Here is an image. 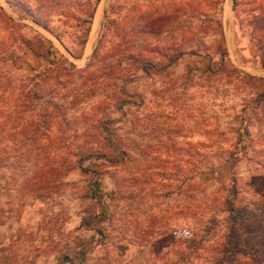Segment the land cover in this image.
<instances>
[{"label":"rangeland","instance_id":"1","mask_svg":"<svg viewBox=\"0 0 264 264\" xmlns=\"http://www.w3.org/2000/svg\"><path fill=\"white\" fill-rule=\"evenodd\" d=\"M226 2L0 0V196L33 175L21 200L45 205L42 234L26 238L15 260L224 259L234 179L243 208L264 194V81L247 75L264 67L255 24L264 0ZM79 150L93 154L83 161L96 160L99 175L76 165ZM28 222L15 227L28 235ZM189 231L196 255L187 252ZM250 235L264 243V234Z\"/></svg>","mask_w":264,"mask_h":264},{"label":"trees","instance_id":"2","mask_svg":"<svg viewBox=\"0 0 264 264\" xmlns=\"http://www.w3.org/2000/svg\"><path fill=\"white\" fill-rule=\"evenodd\" d=\"M236 7H237V4L235 2L234 3L235 10H236ZM256 16H257L256 22H255L256 30H258V32H261V33H258V35L263 40L264 39V13H260L259 15H256ZM263 45H264V42H263ZM263 52H264V49H263ZM263 65H264V61H263ZM144 67H147V66H144ZM247 75L251 79L264 81V77H256L251 74H247ZM40 133H35L37 135L36 136L34 135L33 140L35 139L36 141H38L41 138L39 137ZM56 149L58 150V152L60 151V153L64 152L60 145H58ZM80 151L81 150L76 151V154H75L76 165L82 170H84L85 172L93 170L95 176L99 175L100 171L98 170V165H97L98 163L96 160L94 161V164H93L95 167H92L91 164L85 165V162L83 161L84 159H86V157L92 156L93 154L90 155V153H88L87 155L82 156L83 152L81 151V153H79ZM96 155H97L96 156L97 158L103 159L104 161H107L110 159V156H108L106 153H102V154L99 153ZM129 158L131 159V157ZM34 174L38 176L36 172H34ZM263 186H264V183H263ZM232 191L233 193L230 192L231 196H227L225 198L226 199L225 203L228 206L229 216L231 219L230 222L233 224V227H231L230 229L231 235L229 236V239L225 243H223L220 247L225 251L226 254L223 255L224 257L223 260L218 259V258L213 260L212 257H209L207 264H228V263L234 264V262L235 264H263L264 263V246H263L264 243L257 244L254 242L251 244L252 239L250 237L247 238V233H248V236H251L250 234H253L254 231L256 233L260 232V234L262 235L264 234V194L260 197V203L258 204L259 206L258 207L254 206L251 209L250 207L243 208L241 204H239L237 200L238 198L237 195L240 192V189L236 185L235 179L232 183ZM247 214L248 216H252V217L255 216L256 218L255 219L254 218L251 219L249 217L246 218ZM186 217H187V221L189 222L190 229L193 230L195 227L193 218L190 216H186ZM243 219H245V221ZM239 225H242V227H246V228H243V233L238 234L239 230H242V227H239ZM243 234L244 236H246V238L243 241L244 243H242V241L240 240V237ZM188 237L189 238L186 239V242L188 244L187 252L190 251V253H188L189 255L191 253H192L191 255H196V254H193L192 250L196 251L197 249H199L200 243L198 242L195 232L190 233L189 231ZM216 249L217 247L214 250ZM70 262L72 264H84L85 263L84 260L75 263V261H73L72 259H70ZM145 262H147V259L145 260ZM113 264H118V262L113 263Z\"/></svg>","mask_w":264,"mask_h":264},{"label":"crops","instance_id":"3","mask_svg":"<svg viewBox=\"0 0 264 264\" xmlns=\"http://www.w3.org/2000/svg\"><path fill=\"white\" fill-rule=\"evenodd\" d=\"M229 0H227L228 2ZM226 2V4H227ZM231 2V0H230ZM226 4L225 5V12H226ZM231 7H232V2H231ZM230 7V9H231ZM234 9V8H233ZM252 71H248L250 74L254 76H264V67L259 69L258 67L256 68H251ZM27 176H24L23 178H26ZM21 178V176H19ZM33 175L29 179H27L24 183H21L19 180V184H14L12 186H8V191L4 193V195L0 196V211L1 213H4L6 215V220L5 222L2 223L4 224V227L6 229L5 235L0 237V264H13L12 261H14L13 254L17 252L16 248H18L20 245L23 244V241L27 238L28 240L30 238H37L38 235L42 234V217L45 213L42 212L41 210L45 205H37V199L39 196H32L30 198H26V200H21L22 197H25V193L28 191H31V186L33 180ZM39 195L42 193H38ZM43 193L42 195H44ZM28 206H35L37 208L36 214L32 217H29L26 213H24L25 209ZM46 210V209H45ZM20 211V212H19ZM40 211V212H39ZM16 213H18V217H16ZM17 218V219H16ZM28 221H33V225L30 227V234L26 235L24 230L18 227V223L20 222H28ZM29 223V222H28ZM17 225V227H15ZM19 232V233H17ZM44 232V231H43ZM26 235V236H25ZM43 242L48 243L49 237L47 235H44V238L41 239ZM37 247L34 246H26L27 251L38 258L39 253L43 254V250H38L36 249ZM47 253V252H45ZM29 255V254H28ZM45 255V254H44ZM70 259L77 262L76 260L73 259V257L70 255V253H63V261L61 264H72L70 262ZM23 262H17V264H57L51 262V256L42 258L41 260H35V261H28L29 256L24 257ZM38 261V263H37Z\"/></svg>","mask_w":264,"mask_h":264},{"label":"bare ground","instance_id":"4","mask_svg":"<svg viewBox=\"0 0 264 264\" xmlns=\"http://www.w3.org/2000/svg\"><path fill=\"white\" fill-rule=\"evenodd\" d=\"M101 19H102V8L99 9L98 15L96 17V22L93 30V37L97 35L98 31L100 30L101 27Z\"/></svg>","mask_w":264,"mask_h":264}]
</instances>
